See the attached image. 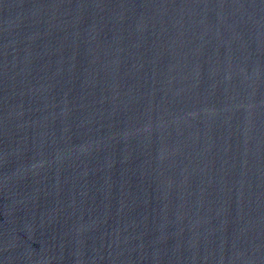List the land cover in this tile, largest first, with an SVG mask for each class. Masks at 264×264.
<instances>
[{"label": "water", "instance_id": "obj_1", "mask_svg": "<svg viewBox=\"0 0 264 264\" xmlns=\"http://www.w3.org/2000/svg\"><path fill=\"white\" fill-rule=\"evenodd\" d=\"M0 264H264V0H0Z\"/></svg>", "mask_w": 264, "mask_h": 264}]
</instances>
